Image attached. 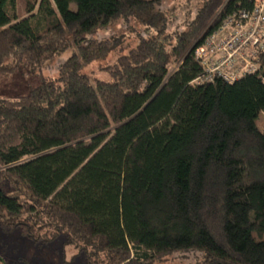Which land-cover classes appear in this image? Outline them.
Wrapping results in <instances>:
<instances>
[{"label":"trees","instance_id":"obj_1","mask_svg":"<svg viewBox=\"0 0 264 264\" xmlns=\"http://www.w3.org/2000/svg\"><path fill=\"white\" fill-rule=\"evenodd\" d=\"M167 1L27 0L18 19L15 0H0V73L78 50L59 82L0 100L4 230L66 234L93 249L88 264H161L192 249L203 264H264V54L255 73L201 83L194 56L250 2L188 0L173 24ZM130 20L149 35L93 82L83 66L121 43L95 33Z\"/></svg>","mask_w":264,"mask_h":264},{"label":"rangeland","instance_id":"obj_2","mask_svg":"<svg viewBox=\"0 0 264 264\" xmlns=\"http://www.w3.org/2000/svg\"><path fill=\"white\" fill-rule=\"evenodd\" d=\"M28 6L27 0H15V14L18 19L29 15ZM75 7L73 3L71 8L75 9ZM160 8L173 24H177L181 22L183 12L188 9V0L167 1ZM36 11L37 7L33 12ZM112 33L121 39V43L115 48L118 52L112 51L106 58L96 59L82 68V72L87 74L93 82L97 79L109 81L110 74L105 67L112 63L118 53L127 52L141 38L149 35L144 26L135 20H130L129 22L119 21L107 29H101L95 33V37H109ZM121 47L123 49L119 51ZM74 54H78V50L76 46H71L41 64L33 65L23 60L14 70L0 73V100H15L26 96L30 87L38 86L42 81L59 82L64 62ZM256 123L264 132L263 112L258 114ZM82 245L81 242H70L66 234L49 242H37L24 236L19 228L4 230L0 225V257L5 264H88L87 253L94 251L91 247H86L84 250L81 248ZM203 260L204 253L198 249H192L178 253L161 264H203Z\"/></svg>","mask_w":264,"mask_h":264},{"label":"built area","instance_id":"obj_3","mask_svg":"<svg viewBox=\"0 0 264 264\" xmlns=\"http://www.w3.org/2000/svg\"><path fill=\"white\" fill-rule=\"evenodd\" d=\"M249 2L250 7L226 15L195 47V59L204 68L196 82L215 77L233 82L259 70L264 54V0Z\"/></svg>","mask_w":264,"mask_h":264}]
</instances>
